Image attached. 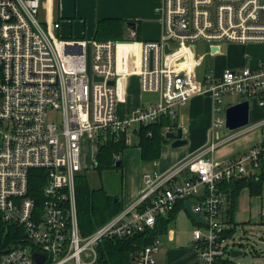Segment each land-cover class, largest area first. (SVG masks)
I'll use <instances>...</instances> for the list:
<instances>
[{
	"label": "built area",
	"instance_id": "1",
	"mask_svg": "<svg viewBox=\"0 0 264 264\" xmlns=\"http://www.w3.org/2000/svg\"><path fill=\"white\" fill-rule=\"evenodd\" d=\"M40 7L41 0H0V264H96L105 239L153 230L186 199L205 219L193 230L201 264L230 256L242 242L222 219V186L263 171L264 141L225 160L213 156V142L165 171L145 172L138 197L88 235L80 230L76 179L83 140L99 146L123 134L131 145L139 127L175 119L179 105L207 92L213 129L226 124L218 115L226 94L264 104V61L226 68L219 77L199 72L201 44L264 43V0H162L155 40L137 38L136 25L131 39L53 38ZM130 74L140 77L142 92L158 97L121 115V82ZM176 130L167 124L163 133ZM161 247L157 235L136 249L133 264H157Z\"/></svg>",
	"mask_w": 264,
	"mask_h": 264
},
{
	"label": "crops",
	"instance_id": "2",
	"mask_svg": "<svg viewBox=\"0 0 264 264\" xmlns=\"http://www.w3.org/2000/svg\"><path fill=\"white\" fill-rule=\"evenodd\" d=\"M161 4L162 0H41L39 13L44 23L49 25L57 21L60 23V29L76 39H97V26L102 19L121 18L125 21L124 31L126 28L130 32L131 24L127 21L134 22L133 25H136L138 35L143 37L142 40H155L161 36L163 29L158 10ZM199 52L204 57L200 74L211 73L215 77H219L226 68L256 67L264 61V43L221 42L210 49L207 44H201ZM126 79L127 77L121 82L122 100H128ZM131 95L132 107L147 105L158 97L156 93L145 92H142L139 98ZM243 100L247 99L243 98L240 101ZM240 101L231 102V105ZM213 106V97L208 92L196 95L185 104L178 106L177 117L171 119L170 124L176 129L183 128V135L188 142L179 147L162 145L159 159L152 161L154 165H158V171L169 169L213 142H219L213 156L217 160H225L235 158L250 147L264 141V104L253 99V104L250 103V123L236 130H230L227 126L225 127L226 124L213 129L215 117ZM126 112L127 110L120 114L125 115ZM238 130L242 132L232 136ZM169 140L167 139L166 142ZM137 141L139 142V139ZM137 141H134L131 146H137L138 149L130 150L125 159H122L125 175L120 198L124 207L138 197L143 186V174L147 172L143 170L141 148ZM125 151H128V148ZM130 159H138L139 170L134 179L135 175L131 178L127 172ZM255 195L262 197L261 214L264 205V187L261 193H252L248 187L242 188L231 214L228 212L227 200L223 207L222 219L227 225L228 234L232 238L239 239L240 242L248 238L249 232L246 228L259 222L254 218L253 213L252 197ZM198 224L186 209L185 202L183 206H179L166 222L165 228L162 227L158 233L162 239V247L156 254L157 264H201L199 250L193 240V230ZM238 229L242 233L239 236H237ZM263 239L264 234L261 235V243H264ZM222 259L234 264H264V248L258 247V242L254 240V244L250 248L246 247L242 256L234 258L227 255Z\"/></svg>",
	"mask_w": 264,
	"mask_h": 264
},
{
	"label": "trees",
	"instance_id": "3",
	"mask_svg": "<svg viewBox=\"0 0 264 264\" xmlns=\"http://www.w3.org/2000/svg\"><path fill=\"white\" fill-rule=\"evenodd\" d=\"M127 23L134 24V22L130 21H127ZM124 25L125 21L121 18H104L98 23L96 38L99 40L124 39ZM170 122L169 116H163L157 123L139 127L137 132L139 137L138 146L141 148V156L144 162H152L159 159L162 145L167 141L166 135L163 133L164 127ZM130 146L126 143L125 135L123 134L108 137L98 146L95 168L101 171L122 166V158L120 157L121 165L118 166L117 162L119 160L115 161L114 155L120 154L122 156V153ZM262 170L257 177L256 175H249L224 182L222 188L226 192L228 212L230 214L233 212L232 210L242 188L248 187L252 193L262 192L264 187V166ZM35 189L38 199H41L39 184ZM76 202L80 230L83 235L92 233L124 208L123 201L118 195L109 193L105 188L92 187L87 176L83 173H80L76 179ZM184 202L185 200L179 201L176 209L179 206H183ZM176 209L169 213L167 217H159L157 226L153 230L146 229L122 239H105L99 246V257L96 264H133V256L136 249L150 243L161 231V228H165L166 222L176 212ZM10 230L12 231V228ZM8 238L7 240L13 239L10 232ZM215 264L234 263L218 259Z\"/></svg>",
	"mask_w": 264,
	"mask_h": 264
},
{
	"label": "rangeland",
	"instance_id": "4",
	"mask_svg": "<svg viewBox=\"0 0 264 264\" xmlns=\"http://www.w3.org/2000/svg\"><path fill=\"white\" fill-rule=\"evenodd\" d=\"M39 18L40 17V13L38 14ZM62 21V20H61ZM46 26L49 28V33L50 35L54 38H72L70 35H67L64 30L62 29H53L51 27V25H47ZM124 39H131V35L130 32L128 31V29L125 28L124 31ZM139 39H143V37L141 35H138ZM145 39V38H144ZM127 82V87H128V100H122L121 102H119L118 105V112L119 113H123L128 109L133 108L132 107V103L130 101H132V95L133 94L135 97L139 98L140 95L142 94V90H141V86H140V77L138 75L135 74H130L127 76L126 79ZM245 97L243 96H233L230 94H226L223 97V112L219 113L220 116L225 117V113H226V109L232 104L231 102H238L241 99H243ZM251 105L253 104V99H249ZM226 127V125H225ZM137 141V138L135 140V142ZM138 142V141H137ZM134 143H132L131 145H133ZM172 141L169 140L168 142H165L163 144V146H167V147H172ZM133 149V150H132ZM137 146H130L128 148V151H125L124 153H122V159H125L127 153L132 150H137ZM98 150V145L97 142L95 143H91L90 141L88 142V140H83L82 143V166H83V170L81 173L85 174L91 184L92 187L95 188H105L109 193L118 195L119 197L122 196V188H123V184H124V175L123 174V167H117V168H110V169H104V170H98L97 168H95V163H96V153ZM128 176L130 175L131 178L133 177L136 178L138 175V170H139V165H138V159L134 160V159H130L128 161ZM135 162V164H134ZM142 163L144 165V171H154V170H158V165H154L152 162H144L142 160ZM253 200V213H254V218L257 219L258 223L257 224H252L249 225L246 229L249 232L247 235V239L245 240V242L249 245H247L248 248H250L252 246V244H254V240H256L258 242V247H263L264 248V243H261V235L264 234V222H262L261 220V214H260V205H261V200L262 197L259 195H255L252 197ZM260 214V216H259ZM259 216V218H258ZM240 234H242L240 232V230L238 229L237 231V236H239ZM244 239V238H243ZM264 240V239H263ZM256 245V244H255ZM256 247V246H254Z\"/></svg>",
	"mask_w": 264,
	"mask_h": 264
},
{
	"label": "water",
	"instance_id": "5",
	"mask_svg": "<svg viewBox=\"0 0 264 264\" xmlns=\"http://www.w3.org/2000/svg\"><path fill=\"white\" fill-rule=\"evenodd\" d=\"M168 51V49H167ZM98 80H102V78H98ZM110 84H114V80L110 81ZM226 126L230 130H236L247 126L250 123V101L243 100L239 103L229 106L226 109ZM166 138L172 140L173 147H179L188 142V140L183 135V128H178L176 131H170L166 134ZM117 165H121V160L117 162ZM185 207L191 216L198 223H204L205 219L200 215V213L194 211L192 199L185 200ZM249 245L245 241L239 243L238 247L234 248L231 252V256L236 258L240 257L245 253V249ZM34 257L38 262H41L43 259V255L37 252L34 253Z\"/></svg>",
	"mask_w": 264,
	"mask_h": 264
}]
</instances>
